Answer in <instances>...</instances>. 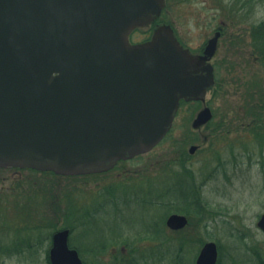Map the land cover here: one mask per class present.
Instances as JSON below:
<instances>
[{"label": "rangeland", "instance_id": "374dc122", "mask_svg": "<svg viewBox=\"0 0 264 264\" xmlns=\"http://www.w3.org/2000/svg\"><path fill=\"white\" fill-rule=\"evenodd\" d=\"M162 20L195 53L215 29L225 28L212 61L216 85L206 96L212 121L200 132L193 129L203 105L184 104L160 145L104 173L46 179L0 169V264H50L52 236L66 226L85 264H196L200 244L188 237L201 235L220 246V264H258L256 250L264 256L257 226L264 214V141L250 132L252 118L245 112L256 87H264L253 46L264 23V0H165ZM147 37L140 31L132 42ZM192 145L200 147L194 155ZM188 178L192 188L203 185L197 198ZM161 199L169 205L158 206ZM198 200L211 209L202 215ZM174 212L189 214L193 230L173 234L166 222ZM45 236L50 238L44 244L29 248ZM127 244L134 248L131 255L122 252Z\"/></svg>", "mask_w": 264, "mask_h": 264}, {"label": "water", "instance_id": "95a60500", "mask_svg": "<svg viewBox=\"0 0 264 264\" xmlns=\"http://www.w3.org/2000/svg\"><path fill=\"white\" fill-rule=\"evenodd\" d=\"M164 7L165 0H0V168L103 173L156 148L182 100L206 104L219 33L197 56L169 25L130 43ZM212 117L206 106L193 129ZM187 224L183 215L167 220L174 230ZM258 227L264 232V214ZM69 236L54 235L51 264H83ZM217 261L209 242L197 264Z\"/></svg>", "mask_w": 264, "mask_h": 264}, {"label": "trees", "instance_id": "16d2710c", "mask_svg": "<svg viewBox=\"0 0 264 264\" xmlns=\"http://www.w3.org/2000/svg\"><path fill=\"white\" fill-rule=\"evenodd\" d=\"M253 46H254V51H255L254 53L257 56L255 59L264 68V23H261L258 26L257 33L254 34ZM263 85H264V83H263ZM256 88H258L259 90L256 91L254 94H252L255 98H249V103H247V105L245 106V112H246V117L250 116L252 118L251 123L249 124L250 132L255 136L256 139L264 141V87L259 85ZM184 104H186V103H183V105ZM262 147H264V144ZM13 170L29 171L33 175H40L41 174L42 177L46 178V179H49L51 177H57V175L54 174L53 172H39V171H36L33 169H26V170L13 169ZM53 193L54 192L51 190L50 195L51 194L53 195ZM19 196H20V194H19ZM51 198H54V197L52 196ZM160 201H161V203H156L158 206L165 207V206L169 205V203H167L166 200L161 199ZM56 206H57V208H59L58 210H60L59 204H57ZM204 209H211V205L207 203L204 206ZM183 213H185V212H183ZM197 215H198V213H197ZM53 225H54V223L50 224V226H53ZM66 227L72 229L71 226H66ZM48 238H50V237L45 236L43 238V240L41 241L43 243L30 244L29 248L30 249H36L38 245L44 244L48 240ZM45 239H47V240L44 241ZM127 249L129 250V255L133 254L134 248L132 247V245L127 244ZM103 250L104 251L106 250L105 246L103 247ZM135 250H137V249H135ZM24 252H25V250H23V253ZM18 253L20 254V252H17V254ZM177 255L180 258V256H181L180 252L177 253ZM95 264H97V263H95Z\"/></svg>", "mask_w": 264, "mask_h": 264}, {"label": "flooded vegetation", "instance_id": "af4514ba", "mask_svg": "<svg viewBox=\"0 0 264 264\" xmlns=\"http://www.w3.org/2000/svg\"><path fill=\"white\" fill-rule=\"evenodd\" d=\"M191 1H194V0H191ZM226 6L227 5H223V4H221V10L222 9H225L226 8ZM218 8H220V6L218 7ZM162 16H163V13H162V15H161V17L158 19V20H156V21H154V23H152L151 25H149V26H147L146 28H139V29H136L132 34H131V36H130V41H131V43L132 44H136L137 42H132V37L135 35V34H137V33H139L140 31H145L146 32V35L148 36L143 42H146V41H149L150 39H151V37H152V35H153V33H154V31H156L161 25H164V24H166L167 25V23H165L163 20H162ZM217 33H219L220 35H219V39H218V50H219V47H220V41L223 39V37L226 35V32H225V28L224 27H222V26H220V27H218L217 29H215V32H214V36L217 34ZM213 36V37H214ZM212 37V38H213ZM211 38V39H212ZM211 39H209L208 41H207V43L200 49V50H198L196 53L195 52H193L194 54H196V55H203V53H204V51H205V48H206V46H207V44H208V42L211 40ZM140 43V42H139ZM218 50H217V53H218ZM217 53H216V55H217ZM215 55V56H216ZM215 56H214V58H215ZM213 58V59H214ZM213 59H212V61H213ZM211 61V62H212ZM213 66H214V64H213ZM214 71H215V78H216V68H215V66H214ZM199 113V112H198ZM198 113H196L195 114V116H194V119L197 117V115H198ZM211 122V121H210ZM209 122V123H210ZM208 123V124H209ZM207 124V125H208ZM207 125H205L204 127H206ZM203 127V128H204ZM201 129V128H200ZM199 131V130H198ZM200 132V131H199ZM193 146H195V145H192L190 148H189V153L191 154V155H194L199 149H200V147L199 146H196V150H195V152L194 153H191V148L193 147ZM135 159V158H134ZM133 160V159H132ZM128 161H130V160H128ZM184 162H188L186 159H184L182 162H180L179 164H180V166H181V164H183ZM119 164V163H118ZM115 169V167L113 168V169H111V170H114ZM110 171V170H109ZM189 179V178H188ZM172 187H173V190H176V183H174L173 185H172ZM189 187L193 190V192H194V194L196 193L197 194V192L198 193H200V191L202 190V188H203V185H199V186H197V185H195L193 188H192V181H191V179H189ZM197 191V192H196ZM195 194V198H197V195ZM199 200L201 199L200 197L198 198ZM199 200L197 201V202H195L196 203V205H199L200 206V209H201V214H202V212H203V209H204V205H203V203H200L199 202ZM173 214H180V213H178V212H174ZM183 215V214H182ZM203 215V214H202ZM187 216V218H188V224H187V226L185 227V228H182V229H179V230H174V229H169L173 234H179L180 232H182V231H185V230H193V228H192V221H191V219H190V217L188 216V215H186ZM205 219H201V221H204ZM205 225V226H204ZM200 226H201V230L202 231H204V230H206L205 228L207 227V224H204L203 222H201L200 223ZM262 231V230H261ZM188 232V235L187 236H189V231H187ZM263 232V231H262ZM191 233V232H190ZM263 234H264V232H263ZM191 238H189L188 237V239H189V241L190 242H194V241H196V242H198L199 244H200V253H201V251H202V249L204 248V246L209 242L208 240L206 241L205 239H204V237L201 235V237L200 238H193L192 236H190ZM218 246V245H217ZM77 251H78V253H79V256L82 258V256H81V253L79 252V250L77 249V248H75ZM122 252H123V254H127L128 253V249L126 250L125 248H123V250H122ZM200 253H199V255H200ZM219 253H220V246H218V255H219ZM255 256H256V258L258 259V264H264V256H263V254L260 252V251H258V250H256L255 251ZM199 255H198V257H199ZM48 257H49V260H50V254L48 255ZM198 257H197V259H196V264H197V260H198ZM219 259H218V262H217V264H220V261H221V259H220V255H219V257H218ZM82 260H83V258H82ZM83 262H84V264H85V261L83 260Z\"/></svg>", "mask_w": 264, "mask_h": 264}]
</instances>
